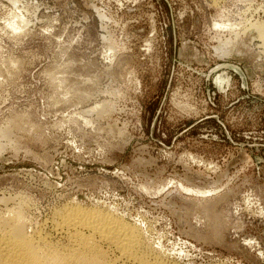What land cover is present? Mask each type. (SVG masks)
<instances>
[{
	"label": "rangeland",
	"instance_id": "rangeland-1",
	"mask_svg": "<svg viewBox=\"0 0 264 264\" xmlns=\"http://www.w3.org/2000/svg\"><path fill=\"white\" fill-rule=\"evenodd\" d=\"M75 203L264 264V0H0V213L65 244Z\"/></svg>",
	"mask_w": 264,
	"mask_h": 264
},
{
	"label": "bare ground",
	"instance_id": "bare-ground-1",
	"mask_svg": "<svg viewBox=\"0 0 264 264\" xmlns=\"http://www.w3.org/2000/svg\"><path fill=\"white\" fill-rule=\"evenodd\" d=\"M66 205L58 210L53 227L65 235V244L39 229L28 230L21 204L0 213V264H170L121 217L77 203Z\"/></svg>",
	"mask_w": 264,
	"mask_h": 264
}]
</instances>
